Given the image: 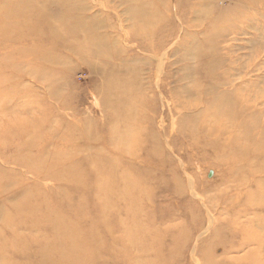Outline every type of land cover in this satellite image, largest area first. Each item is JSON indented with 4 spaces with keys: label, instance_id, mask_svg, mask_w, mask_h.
<instances>
[{
    "label": "rangeland",
    "instance_id": "1",
    "mask_svg": "<svg viewBox=\"0 0 264 264\" xmlns=\"http://www.w3.org/2000/svg\"><path fill=\"white\" fill-rule=\"evenodd\" d=\"M0 264H264V0H0Z\"/></svg>",
    "mask_w": 264,
    "mask_h": 264
},
{
    "label": "bare ground",
    "instance_id": "2",
    "mask_svg": "<svg viewBox=\"0 0 264 264\" xmlns=\"http://www.w3.org/2000/svg\"><path fill=\"white\" fill-rule=\"evenodd\" d=\"M230 83H228V81L225 80V78L221 79L219 78L218 80H216V86H224V85H229ZM234 86V85H233ZM229 91H233L234 87H230Z\"/></svg>",
    "mask_w": 264,
    "mask_h": 264
}]
</instances>
